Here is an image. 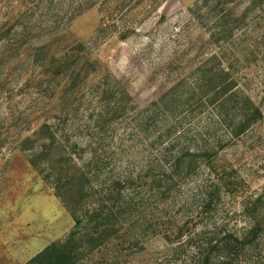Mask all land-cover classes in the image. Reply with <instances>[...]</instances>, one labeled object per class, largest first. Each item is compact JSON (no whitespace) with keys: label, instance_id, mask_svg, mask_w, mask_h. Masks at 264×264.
I'll list each match as a JSON object with an SVG mask.
<instances>
[{"label":"rangeland","instance_id":"1","mask_svg":"<svg viewBox=\"0 0 264 264\" xmlns=\"http://www.w3.org/2000/svg\"><path fill=\"white\" fill-rule=\"evenodd\" d=\"M155 6L136 7L123 19L105 22L94 7L56 28L55 18H44L39 0L24 4L0 0V264H25L73 230L94 226L87 213L97 207H105L100 222L111 209L115 212V230L95 250L88 235L81 239L77 245L83 247L85 258L77 264H158L165 259L168 243L160 234L141 235V223L129 226L138 212L128 211L129 216L123 204L127 195L133 200L139 197L140 160L148 152V138L134 127L132 115L179 82H191L192 71L227 43L213 40L215 14L202 0H157ZM231 6L236 27L226 64L232 62L233 73L262 116L240 136L230 134L233 100L225 124L208 113L192 116L189 109L177 110V117L187 115V124L191 118L192 133L207 121L215 123L214 131L222 134L218 156L235 184L233 189L260 192L264 190V0H234ZM124 24L134 27L127 37L121 36ZM52 38L57 42L48 51L42 44ZM71 42L84 43L83 55L99 60L84 71L91 72L78 94L68 82L73 64L67 63L62 68L65 73L58 74L56 62L45 63ZM106 83L116 95L102 93ZM188 88L184 83L182 90ZM124 89L131 95L127 113L125 99L120 100ZM46 121L58 137L42 149L29 137ZM77 163L89 177L83 180L84 193ZM128 172L137 173L128 180L129 188L120 190L110 182L125 179ZM206 175V169H200L172 194L166 202L171 217L194 215L189 220L201 224L196 203ZM223 206L224 211L235 207L227 193L218 208ZM154 207L153 212L161 209ZM75 214L84 219L78 227Z\"/></svg>","mask_w":264,"mask_h":264},{"label":"trees","instance_id":"2","mask_svg":"<svg viewBox=\"0 0 264 264\" xmlns=\"http://www.w3.org/2000/svg\"><path fill=\"white\" fill-rule=\"evenodd\" d=\"M22 2L24 4V0ZM202 2L215 14L211 26L213 40L218 44H227L215 50L211 57L192 71L191 82H179L151 104L139 107L133 112L131 121L143 138H148V152L140 160L138 178L143 184L138 192L139 197L133 200V197L127 195L123 204L127 214L131 210L138 212L134 213L135 221L128 222L129 226L141 223V235L160 234L170 246L165 259H161L158 264H264V190L249 193L233 189L235 184L218 156L223 147L219 145L222 142V134L214 131L215 123L207 121L205 126L192 133L189 129L191 118L187 124V115H184V118L177 117V110L189 109L192 116H204L208 113L209 118L216 116L218 123L225 124L229 116L228 104L233 100L234 114L230 123L236 122V126L230 124V134L240 136L262 116L261 109L255 105L241 87L237 75L233 73L232 62L230 65L226 64V60L229 61L230 58L228 51H231L232 46L230 37L236 27V11L231 6L234 0ZM155 5L157 0H39V9L43 11L44 18L49 15L55 18L56 28L65 23L68 25L69 20L94 7H98L103 13L101 20L105 22L110 19H123L136 7L148 8ZM124 25L125 30L121 32V36L127 37L134 27ZM50 26L47 25L48 28ZM56 42V39L52 38L42 46L51 51ZM68 46L66 51H54L53 55L45 59V63L52 65L56 62L58 74L65 73L62 68L67 63L73 64V71L69 75L66 74L69 84H74V90L78 94L83 90L81 82L84 78L88 79L91 72L84 71L96 66L99 60L83 55L86 49L84 43L71 42ZM214 59L216 64L210 65ZM184 83L188 85V91L182 90ZM105 86L102 93L116 95L111 85L106 83ZM122 95L120 100L125 99V111L129 108L126 104L131 100V95L127 89L122 91ZM65 115L70 118L71 113L67 112ZM51 127L49 121L41 123L29 139H33V142L39 141L43 149L48 142L56 141L58 137ZM77 168V173L81 174L84 193L87 187L83 180L88 181L89 177L85 167L77 163ZM202 168L206 169L207 175L198 189L201 195L196 203L199 209L197 218L201 220V224L192 223L194 219L189 220L194 218V215L184 219H178L176 215L171 217L166 202L172 198L173 193H178L183 182L196 176ZM136 175L137 173L128 172L125 179H111L110 182L120 186V190L129 188L126 185L128 180ZM112 192L110 188L107 193ZM223 193L233 198L234 209L224 211V206L218 208V204L222 203ZM155 205L161 208H157V212H153ZM104 210L105 207H97L88 211L89 221L95 223L94 226L73 230L65 240L52 242L25 264H77L82 261L85 258L82 253L85 251L77 245L81 239L88 235L89 242L96 244V247L92 248L95 250L104 244L105 235L115 230L113 220L116 214L112 209L106 213V220L100 222ZM136 214H139L138 217ZM75 219L77 227L84 221L76 214ZM240 220H244V224H239Z\"/></svg>","mask_w":264,"mask_h":264}]
</instances>
